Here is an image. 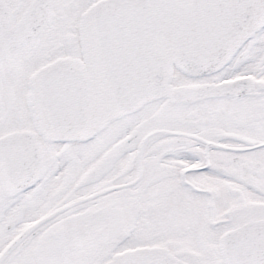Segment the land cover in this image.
<instances>
[{"label":"snow or ice","instance_id":"6c2138e0","mask_svg":"<svg viewBox=\"0 0 264 264\" xmlns=\"http://www.w3.org/2000/svg\"><path fill=\"white\" fill-rule=\"evenodd\" d=\"M0 264H264V0H0Z\"/></svg>","mask_w":264,"mask_h":264}]
</instances>
